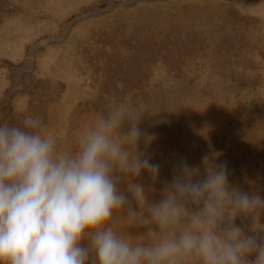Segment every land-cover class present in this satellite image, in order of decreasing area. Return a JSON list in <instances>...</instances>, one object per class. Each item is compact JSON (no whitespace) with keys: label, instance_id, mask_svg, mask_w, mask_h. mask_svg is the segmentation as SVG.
Here are the masks:
<instances>
[{"label":"rangeland","instance_id":"1","mask_svg":"<svg viewBox=\"0 0 264 264\" xmlns=\"http://www.w3.org/2000/svg\"><path fill=\"white\" fill-rule=\"evenodd\" d=\"M262 6L264 0H0V125L39 117L45 132L74 149L115 101L140 117L138 150L160 165L155 181L146 173L138 179L149 203L163 198L183 161L199 179L226 162L230 187L264 199ZM13 51L16 58L8 56ZM235 224L264 239V208L237 214ZM116 228L134 240L149 235L123 215Z\"/></svg>","mask_w":264,"mask_h":264},{"label":"clouds","instance_id":"2","mask_svg":"<svg viewBox=\"0 0 264 264\" xmlns=\"http://www.w3.org/2000/svg\"><path fill=\"white\" fill-rule=\"evenodd\" d=\"M139 120L113 101L74 149L39 117L0 125V264H264V239L235 224L264 199L230 187L226 162L203 179L181 162L148 202L138 179L160 165L138 150ZM121 215L147 239L117 231Z\"/></svg>","mask_w":264,"mask_h":264},{"label":"bare ground","instance_id":"3","mask_svg":"<svg viewBox=\"0 0 264 264\" xmlns=\"http://www.w3.org/2000/svg\"><path fill=\"white\" fill-rule=\"evenodd\" d=\"M262 7H264V6H262ZM8 56L10 57V58H16L17 56H18V53H16V52H11V53H8ZM46 67V66H45ZM44 67V68H45ZM44 68H43V70H44Z\"/></svg>","mask_w":264,"mask_h":264},{"label":"trees","instance_id":"4","mask_svg":"<svg viewBox=\"0 0 264 264\" xmlns=\"http://www.w3.org/2000/svg\"><path fill=\"white\" fill-rule=\"evenodd\" d=\"M110 2L112 3V2H113V0H110Z\"/></svg>","mask_w":264,"mask_h":264}]
</instances>
